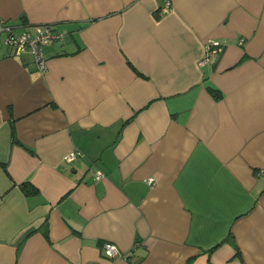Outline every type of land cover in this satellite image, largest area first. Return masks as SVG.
Returning <instances> with one entry per match:
<instances>
[{
	"label": "crops",
	"instance_id": "0c3cea01",
	"mask_svg": "<svg viewBox=\"0 0 264 264\" xmlns=\"http://www.w3.org/2000/svg\"><path fill=\"white\" fill-rule=\"evenodd\" d=\"M49 23L44 74L0 34V264H264V0H0Z\"/></svg>",
	"mask_w": 264,
	"mask_h": 264
},
{
	"label": "built area",
	"instance_id": "2783aa9c",
	"mask_svg": "<svg viewBox=\"0 0 264 264\" xmlns=\"http://www.w3.org/2000/svg\"><path fill=\"white\" fill-rule=\"evenodd\" d=\"M4 33V43L12 48L13 54L21 55L29 52L33 64L38 72L44 74L48 69L47 57L44 53L45 45L52 41L60 40L63 33L52 24H39L31 29L17 32L12 26L0 25V34ZM242 40V39H241ZM223 43L214 37H207L203 41V53L199 60L200 64L215 63L223 51ZM79 154L78 150L65 153L63 158L67 161L74 160ZM103 173L99 170L94 172V178L100 179ZM104 256L114 258L121 255L117 245L110 241L101 243Z\"/></svg>",
	"mask_w": 264,
	"mask_h": 264
}]
</instances>
